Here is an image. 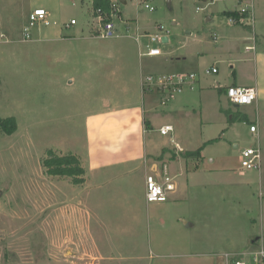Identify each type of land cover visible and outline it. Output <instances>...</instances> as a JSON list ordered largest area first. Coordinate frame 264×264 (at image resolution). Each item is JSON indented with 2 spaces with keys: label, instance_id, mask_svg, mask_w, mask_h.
<instances>
[{
  "label": "rangeland",
  "instance_id": "1",
  "mask_svg": "<svg viewBox=\"0 0 264 264\" xmlns=\"http://www.w3.org/2000/svg\"><path fill=\"white\" fill-rule=\"evenodd\" d=\"M48 1L0 0V117L14 118L18 128L0 133V264H224L223 253L264 243V113L259 136L249 123L230 129L228 118L246 107L219 91L234 78L229 60L245 47L229 34L257 33L264 43V0H254V20L242 25L226 13L243 6L234 0H154L152 11L127 0L107 38L98 35L93 0ZM38 6H53L52 24L35 26L24 41ZM73 18L77 26L61 28ZM159 27L170 30L168 43L152 42ZM151 48L162 55L151 56ZM188 55L186 64L178 61ZM213 67L218 74L208 73ZM182 71L198 74L196 90L184 93L197 92L188 107L182 95L163 107L161 95L141 92V73ZM169 106L176 108L166 115L182 129L176 142L189 150L204 144L203 159L177 179L184 191L190 184L182 203L149 204L138 181L143 141L153 149L168 139L157 130L131 138L129 124L146 118L157 129ZM259 145L261 171L246 170L240 152ZM49 150L80 161L91 155L102 167H89L88 185L74 186L46 173ZM132 150L140 156L128 168L105 172L106 155Z\"/></svg>",
  "mask_w": 264,
  "mask_h": 264
},
{
  "label": "crops",
  "instance_id": "2",
  "mask_svg": "<svg viewBox=\"0 0 264 264\" xmlns=\"http://www.w3.org/2000/svg\"><path fill=\"white\" fill-rule=\"evenodd\" d=\"M38 1H45L46 4H48V2H50L48 0H38ZM113 1H115V0H112V2ZM93 2H94V0L92 1V4H91V10H93ZM121 3H123L124 5H127V0H121ZM38 8L45 9L50 14L49 19L51 21V18H53V13H51L53 6L52 7L51 6L35 7L32 11H30V14L32 15L33 11L35 9H38ZM94 14L96 15V12ZM119 14H120L119 16H121V13H119ZM122 18H123V16H122ZM54 22H56V21H54ZM113 22H114V18H113ZM136 24H139L138 21ZM77 25H78V21H77V24L72 25V27H75ZM114 25H115V23H114ZM72 27H70V28H72ZM53 28H60V27H53ZM61 28H66V27L64 25V27H61ZM156 30H157V28H156ZM245 33H246V36H244V37L241 33H233L232 32L229 34V37H232V38H236L237 36L241 37L240 39L238 38L239 39L238 41H240L242 43V45L245 47H244V52H242V47H241V50H239V53H237V58L229 60V65L231 68H233V77L234 78L228 86H226V87H220L219 86V91H220L221 95H225V97L227 98L226 91H227V88L231 87V86L244 87V88L245 87H254L257 89L258 98L254 102V104L242 106V107H246V109H244V111H241V113H239L238 115L231 116L227 120L228 123L230 124V126H229L230 129L234 128L237 125H241V124L245 125L246 123H249L250 124V132L253 133L251 131V126L256 125V124L259 125L258 120L260 119V117H262L261 114L264 113V43L261 44L259 42L257 33L256 34L254 33L253 36H251V35L248 36V32H245ZM156 34H158V30L153 35H156ZM153 35H150V36L152 37ZM261 36L264 37V34ZM169 40H170V38L167 34V37H165L163 39L162 43H168ZM249 48H252V49H249ZM178 59H179L178 61L180 63L186 64L189 61L190 56L189 55L187 57L183 56V58H178ZM188 72H193V71H187V72L182 71V72H176V73H188ZM194 73H196V72H194ZM143 75H144L143 73L140 74L139 81H138L139 87H140L142 93H144L143 88L141 87V81H142ZM155 75H160V74L156 73ZM163 75H167V74H163ZM217 84L219 85L220 82H217ZM222 90H224L225 92H223ZM196 93L197 92L195 91V92L188 93V95L187 94H181L182 95L181 98H183L182 103L188 107V103H192L191 99L193 98L194 94H196ZM144 94H146V93H144ZM198 94L203 99L204 93H198ZM185 96L186 97L190 96L191 99H190V97L186 98ZM227 100H228V98H227ZM228 102H229V100H228ZM200 103H203V100H201ZM229 104H231V103L229 102ZM235 107L237 109L241 108V107H237V106H235ZM175 108L176 107H174V106H169V108L163 110V113L165 114V118L163 120L159 121L157 125L155 124L157 129H155V126L152 124V121L147 120L146 118H144L142 120L143 122L141 124H139L138 122L129 124V125H132V126H130V130H129V133L131 134L130 137L132 138L134 133H136L138 130H141L142 135H143V138H142L143 140H144V136L147 137V139H148V136L151 133V131L157 130L160 132V129L162 127L170 126V125L174 126V130H173L174 132L172 131L173 133L170 132V134L167 136L163 135L164 138L168 139V142H167L168 144H164L163 146L154 147L153 149H151L147 146L149 140H147L146 143H145V140L144 141L142 140L143 141V147H145V149L147 147V149L146 150L144 149V154H143V157H142L141 163H140L142 166V170H143L142 176L140 179L138 178V181H140V183H142L143 189H145L146 177L148 175H151L152 173H154V174H156L157 178H159L161 176V173L163 172L164 166L165 165L168 166V171H169L170 175H172L176 179V184H177L176 191H174L172 193L171 197L168 200V203L165 202V204H171V205L172 204L177 205V203H179V202L182 203L183 199L186 198V197H183L186 190L188 191V194L191 193L188 190V186H190L189 181L187 180L188 184L186 185V190L184 191L182 186H181L180 181H178L177 179L181 178V177L184 178L186 176V173L190 170L191 164L193 165L194 169L200 165V163L202 162V159H203L201 157V154H200V156H192V157L190 156V158H187L186 154L190 153V152H195V151L203 148L202 145H204V144H202L197 149H190L189 150V149H184L182 147L181 143L176 142V140H179V129H180V131L182 129L179 126L177 120H175L172 116L166 115V114H170V110L171 109L175 110ZM141 112L143 113L144 111L142 110ZM201 116H203V113L201 114ZM250 117H252V119H250ZM160 118H162V116H160ZM242 118L245 119V122H241ZM125 122H126V120H125ZM253 134H256L257 136H259V133H253ZM217 139H221V138H217ZM217 139L216 138L215 139H208V141H206V143H208V142L212 143L213 140H217ZM236 148H238V146H236ZM103 153L100 152V154H102V155H103ZM139 156L140 155L137 154V151H134V150H132L129 153H123L120 151H115L111 156L106 155L105 162H104V164H106L104 166L105 172L111 170V168H112V166H114V164H122V166L128 168L130 166V163L133 160H136L137 157H139ZM113 159H114V163H112V161H111ZM212 161H213V159H212ZM81 163L84 166V168L86 169L85 182L82 185H88V183L90 181L89 180L90 179L89 167H91L92 168L91 170L94 171L96 168H101L102 165L99 164V162L96 158L92 159L91 155H89V158L87 161H85V160L83 161L81 159ZM213 172H214V170L209 169L208 175L206 173V176H209ZM106 176H107V174H106ZM157 204H162V203H157ZM176 219L185 220L182 217L179 218V216H177ZM99 257L100 256H97V258H95V259L99 260ZM97 264H99V263H97Z\"/></svg>",
  "mask_w": 264,
  "mask_h": 264
},
{
  "label": "built area",
  "instance_id": "3",
  "mask_svg": "<svg viewBox=\"0 0 264 264\" xmlns=\"http://www.w3.org/2000/svg\"><path fill=\"white\" fill-rule=\"evenodd\" d=\"M143 4V9L145 10H154L155 7L151 6L149 3L154 0H141ZM212 3L221 1V0H210ZM240 5H243L240 10H236L241 14L240 20H236L235 17H229V21L233 24L238 23L242 25L245 20H254V0H234ZM121 3L120 1H113V18L115 14H119L118 7ZM96 17L103 30L99 31V36L102 38L110 37L113 33L114 22L113 20L107 23L105 21V13L102 8H97L95 10ZM50 14L42 8L35 9L30 16V23L23 29L24 41H29L32 39V29L37 25H43L45 27L51 26ZM53 24H57L53 22ZM77 21L72 19L69 24H65V27L68 29L72 25H76ZM249 26L250 23H248ZM160 33L153 35L151 37L153 42L162 43L163 39L167 37V34L170 33V30H165L163 27L158 28ZM4 38V33L0 29V39ZM252 49V48H249ZM151 56H161L162 52L158 48H151L149 53ZM211 74H217L218 69L213 67L211 71H208ZM198 84V74L194 72L188 73H168L167 75H155L149 74L142 78L141 87L143 92L149 94L150 92L157 93L161 95V105L163 107L167 106L168 103L175 99L177 96L184 94L186 91H194L197 88ZM229 102L234 106H246L254 104L258 98V91L254 87H236L231 86L227 88L226 92ZM174 130V126H165L160 129V133L164 136H167ZM251 131L253 133H258L259 125H252ZM179 147V146H178ZM262 153L260 145L258 147H247L240 153V161L242 162L243 167L251 170L261 171L262 167ZM146 195L145 199L149 204L153 203H165L168 202L172 193L176 191V181L175 178L170 175L168 171V166H164L161 176L157 178L156 174L152 173L146 177ZM222 259L224 264H264V243L258 247H254L249 250L242 251H230L228 253H223Z\"/></svg>",
  "mask_w": 264,
  "mask_h": 264
},
{
  "label": "trees",
  "instance_id": "4",
  "mask_svg": "<svg viewBox=\"0 0 264 264\" xmlns=\"http://www.w3.org/2000/svg\"><path fill=\"white\" fill-rule=\"evenodd\" d=\"M97 8H102L103 12L105 13L106 19L104 23L113 20L112 14L114 12L112 8V0H94L93 10H96ZM227 14L230 17H235L236 20H240L241 18V14L236 10L229 11ZM222 91L225 92L224 90ZM241 122H245V119L242 118ZM17 129V123L14 118L0 117V133L11 136L17 132ZM201 151L202 148L195 152L187 153L186 157L190 158V156H200ZM42 162L44 168L46 169V173L52 178L69 180L74 186L82 185L85 182L86 169L82 165L77 155L74 156L71 153L61 154L58 151L49 150L46 156L42 158Z\"/></svg>",
  "mask_w": 264,
  "mask_h": 264
},
{
  "label": "water",
  "instance_id": "5",
  "mask_svg": "<svg viewBox=\"0 0 264 264\" xmlns=\"http://www.w3.org/2000/svg\"><path fill=\"white\" fill-rule=\"evenodd\" d=\"M237 107H239V106H237ZM3 194H4V189L0 187V199L3 196Z\"/></svg>",
  "mask_w": 264,
  "mask_h": 264
}]
</instances>
